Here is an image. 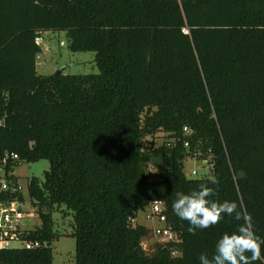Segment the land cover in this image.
I'll return each mask as SVG.
<instances>
[{
	"label": "trees",
	"instance_id": "trees-1",
	"mask_svg": "<svg viewBox=\"0 0 264 264\" xmlns=\"http://www.w3.org/2000/svg\"><path fill=\"white\" fill-rule=\"evenodd\" d=\"M53 30L95 51L100 72L40 75L37 37ZM184 126L192 149L213 154L212 178L186 176L182 142L143 151ZM41 159L51 167L28 191L43 223L26 238L45 244L0 248V264H54L61 205L74 215L75 264H199L238 224L225 216L189 234L172 204L201 183L251 213L264 237V0H0V206L24 200L1 188L2 169L14 187V167ZM155 200L179 234L178 257L142 247L149 230L133 220Z\"/></svg>",
	"mask_w": 264,
	"mask_h": 264
},
{
	"label": "rangeland",
	"instance_id": "rangeland-1",
	"mask_svg": "<svg viewBox=\"0 0 264 264\" xmlns=\"http://www.w3.org/2000/svg\"><path fill=\"white\" fill-rule=\"evenodd\" d=\"M42 37V51L37 58V71L40 75H51L61 71L64 74H89L99 73L100 69L96 63L95 51H74L70 45L68 32L66 30L44 31ZM164 133L157 134L155 145H160L164 141ZM152 138L145 140V145H150ZM51 167L48 159H41L37 162L21 161L14 167V174L17 177V183L22 185L24 194V206L27 210L35 212L33 218L26 221L28 230H35L42 226V219L37 213V207L32 204L28 183L33 176L44 180L45 172ZM193 170L198 174L194 175ZM157 173V170L153 171ZM184 172L189 179L212 178L213 171L204 167V162L200 159L188 157L184 161ZM150 205L140 208L138 216L133 220L134 224L145 225L149 233L143 239L144 244L149 248L147 253H152L155 247L159 245L153 235V220L147 217L150 213ZM54 228L60 234L59 239L53 243L54 264H75L76 238L73 235L74 215L73 211L67 209L65 205L57 206L53 212ZM20 244L13 243V247Z\"/></svg>",
	"mask_w": 264,
	"mask_h": 264
},
{
	"label": "clouds",
	"instance_id": "clouds-1",
	"mask_svg": "<svg viewBox=\"0 0 264 264\" xmlns=\"http://www.w3.org/2000/svg\"><path fill=\"white\" fill-rule=\"evenodd\" d=\"M218 183L215 179L211 181L214 185ZM216 195V188L201 183L189 194L176 192L172 204L175 215L189 223L191 235H195L197 229L205 230L219 224L225 216L238 222L235 231L226 232L217 240L211 256L199 255V264H256L257 261L264 264V237L257 235L252 214L234 201L211 199Z\"/></svg>",
	"mask_w": 264,
	"mask_h": 264
},
{
	"label": "built area",
	"instance_id": "built-area-1",
	"mask_svg": "<svg viewBox=\"0 0 264 264\" xmlns=\"http://www.w3.org/2000/svg\"><path fill=\"white\" fill-rule=\"evenodd\" d=\"M179 2H182V0H178ZM185 32L187 30L185 29ZM37 42L39 44H42V37H37ZM164 133V132H162ZM159 134V133H158ZM164 141L160 145H155V137L152 138L151 141H154V144L151 142L150 145H145L143 143V151H151L155 147H159L162 145H166L168 147H175L179 145V142H182L181 144L184 145V147L187 149L188 153L191 155L190 157L200 159L204 162V167L214 170L215 163H214V156L212 153H210L208 156L205 155V153L200 149H192L190 138L194 135V131L188 127L184 126L182 131V137H172L167 133H164ZM150 138V137H149ZM148 139V138H147ZM146 140V139H145ZM144 140V142H145ZM8 157H12L14 159H19V156L17 154H11L7 155L5 158V162L7 161ZM157 170L156 166L154 164H149V172L151 174V177H156V173L153 171ZM192 173L194 175L198 174L197 170H193ZM5 170L2 169L1 175V188L2 189H9V188H15L18 190H22V185L16 183L14 184V187L10 185V182L5 177ZM16 185V186H15ZM150 213H148L147 217L149 219H152L153 224V235L158 241L159 244L170 247L171 254L174 257H178L182 255V251L178 249L177 245L181 242V239L179 237L178 232L174 229V227L169 223L167 214H166V205L163 201H152L150 203ZM35 215V212H31L26 209L24 206V200L15 199L12 201H9L7 203H3L0 206V248H13V243L20 244L18 247H24L27 249H36L41 246H43L45 243H43L40 240H32L26 238L29 231L25 225L26 221L30 218H33ZM142 247L146 251L149 249L144 242L142 241ZM256 264H262L261 261H259Z\"/></svg>",
	"mask_w": 264,
	"mask_h": 264
},
{
	"label": "water",
	"instance_id": "water-1",
	"mask_svg": "<svg viewBox=\"0 0 264 264\" xmlns=\"http://www.w3.org/2000/svg\"><path fill=\"white\" fill-rule=\"evenodd\" d=\"M60 72V70L59 71H57V74Z\"/></svg>",
	"mask_w": 264,
	"mask_h": 264
}]
</instances>
